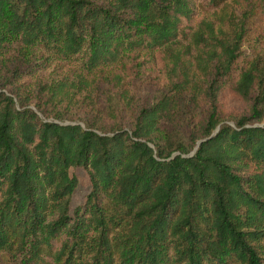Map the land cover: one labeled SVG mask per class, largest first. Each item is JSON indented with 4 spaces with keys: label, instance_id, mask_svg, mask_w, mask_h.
I'll use <instances>...</instances> for the list:
<instances>
[{
    "label": "trees",
    "instance_id": "1",
    "mask_svg": "<svg viewBox=\"0 0 264 264\" xmlns=\"http://www.w3.org/2000/svg\"><path fill=\"white\" fill-rule=\"evenodd\" d=\"M225 1L0 0V264H264V44L245 59L247 19L205 16ZM77 57L160 94L132 129L42 116L38 73Z\"/></svg>",
    "mask_w": 264,
    "mask_h": 264
},
{
    "label": "rangeland",
    "instance_id": "2",
    "mask_svg": "<svg viewBox=\"0 0 264 264\" xmlns=\"http://www.w3.org/2000/svg\"><path fill=\"white\" fill-rule=\"evenodd\" d=\"M205 16L224 25H227L230 19L237 21L246 18L248 33L243 45V57L249 58L254 55V50L262 49L264 0H226L218 7L208 8ZM82 61L81 57L68 61H53L38 73L40 81L34 91L39 89L36 97H39V103L45 108V114L41 113L42 116H48L49 119L57 116L56 119L64 122L90 123L96 129L105 132H111L115 128L132 129L140 108L146 101L154 100L156 95L160 94L162 80L155 73H145L142 79L131 82L125 79L123 84L118 82L114 77L115 72H120L121 63L83 73L85 78L81 80L78 77L77 80L73 72L81 70ZM68 76L74 81L70 86H66L67 94L62 95L58 92L53 96L50 90L52 85L59 84ZM151 77L154 81H151ZM177 99L178 106L174 112V120L169 122L167 131L171 132L174 144L176 139L182 138L185 144L190 145V141L186 138V126L192 117L189 94L186 91ZM231 105H234L239 112L246 111L245 104L241 101H234ZM80 174L87 178L84 170H80ZM89 190L88 182L78 186L73 194L72 207L81 203ZM3 264H13V261L6 259Z\"/></svg>",
    "mask_w": 264,
    "mask_h": 264
}]
</instances>
